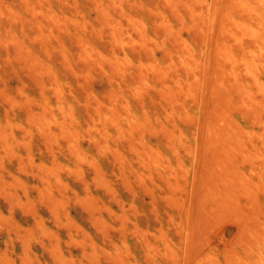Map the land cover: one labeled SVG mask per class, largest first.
Returning a JSON list of instances; mask_svg holds the SVG:
<instances>
[{
  "label": "rangeland",
  "instance_id": "obj_1",
  "mask_svg": "<svg viewBox=\"0 0 264 264\" xmlns=\"http://www.w3.org/2000/svg\"><path fill=\"white\" fill-rule=\"evenodd\" d=\"M0 264H264V0H0Z\"/></svg>",
  "mask_w": 264,
  "mask_h": 264
},
{
  "label": "bare ground",
  "instance_id": "obj_2",
  "mask_svg": "<svg viewBox=\"0 0 264 264\" xmlns=\"http://www.w3.org/2000/svg\"><path fill=\"white\" fill-rule=\"evenodd\" d=\"M210 171V170H209ZM225 233V232H224ZM187 234H188V232H187ZM188 237V236H187Z\"/></svg>",
  "mask_w": 264,
  "mask_h": 264
}]
</instances>
